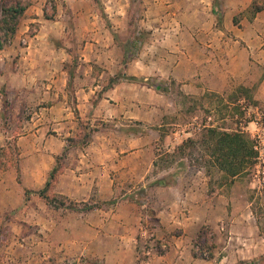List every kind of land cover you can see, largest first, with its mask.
Returning <instances> with one entry per match:
<instances>
[{"label": "rangeland", "instance_id": "374dc122", "mask_svg": "<svg viewBox=\"0 0 264 264\" xmlns=\"http://www.w3.org/2000/svg\"><path fill=\"white\" fill-rule=\"evenodd\" d=\"M23 1L28 7L45 3L46 17L53 21L58 18L59 27L48 23L43 34L53 37L44 45H36L38 52L50 57L46 64L30 61L34 66L29 69L41 66L37 88L22 94H15L10 87L0 88L5 102L0 114L9 118L1 119L0 126L13 135L7 141L38 129L39 136L52 140L48 142L54 146L57 138L64 139V150L50 159L36 152L33 145L38 140L30 136L31 163L45 167L51 164L53 169L56 157L61 156V175L71 170L74 175L83 174L84 179L95 178L98 185L94 182L88 199L93 204L107 201L105 208L114 207L109 203L114 197L142 201L148 215L142 226L146 232L142 258L148 257L149 248L166 250L164 239L156 235L160 228L156 209L166 208L171 198H181L183 212L200 227L193 241L196 253L210 257L217 252L215 262L230 254L233 259L238 255L246 258L236 264H264V99L257 105L229 101L239 85L252 88L256 98L264 77V56L255 51L264 47V28L260 24L250 28L254 20L250 13L240 16L238 25L233 21L226 25V13L233 14L234 19L250 0H218L224 12L222 23L213 13L214 0ZM35 14L29 8L19 19L16 46H28L41 30L43 23L39 21L26 23ZM256 20L259 22L260 17ZM16 34L4 46L5 51L12 48ZM251 39L252 51L247 43ZM19 57H11L12 66ZM198 66H202V73L196 75ZM16 79L12 80L14 84ZM160 82H167L170 92L158 90L156 84ZM190 86L201 90L192 92ZM52 97L66 102L60 112H68V116H49ZM163 125L168 129L164 141L157 130ZM211 125L231 131L240 128L259 145L255 167L231 184L222 183L220 170L214 168L209 175L198 164L200 149H188L183 156L162 160L163 152L172 153L189 137L200 138L204 128ZM71 137L74 141L69 142ZM131 150H136V155L127 160L123 154ZM161 178L167 185L158 183ZM102 183L114 185L112 199H101ZM60 189L57 185L52 192L62 194ZM26 195L31 198V191ZM65 198L67 204L83 201L68 195ZM245 211L249 218H236ZM26 226L28 234L36 232L35 225ZM173 232L180 233V228ZM228 241L231 245L224 249ZM78 261L103 264L86 257Z\"/></svg>", "mask_w": 264, "mask_h": 264}, {"label": "crops", "instance_id": "0c3cea01", "mask_svg": "<svg viewBox=\"0 0 264 264\" xmlns=\"http://www.w3.org/2000/svg\"><path fill=\"white\" fill-rule=\"evenodd\" d=\"M252 1L250 0L245 7H241L239 10L246 9ZM29 8L31 11H36V16H30L26 23L27 21L43 23L40 25L39 33L32 37L28 46L18 44L19 47L16 44L19 41L20 33H17L9 51H5L4 47L0 49V88L6 86L9 89L10 87L15 94L30 92L37 88V84L40 82L38 76L41 73V66L29 69V66L32 65L30 61L32 63L35 60L40 63L47 62L50 57H46L43 52H38L36 45L42 43L44 45L49 41L48 39L53 37L54 34L52 36L51 34H43L48 23H52L53 27L54 25L59 27L58 18L53 21L46 17L45 3L36 2ZM259 17L260 21L258 22L256 19ZM225 18L226 25H228L233 21V14L226 13ZM256 24H260L261 28H264V10L256 15V18L250 23V28ZM247 43L252 51V39ZM33 46L35 47L33 48ZM49 46L51 47V45ZM14 49L17 51L13 52ZM255 51L264 56V47L260 51ZM18 55L20 60L18 59L17 64L12 66L11 57L17 58ZM201 70L202 66L196 67V75L201 74ZM14 77H17L16 84L12 82ZM36 77L37 80H34ZM53 82L55 83V80ZM51 86L49 85L48 88ZM186 86L189 85L186 84ZM190 87L192 92L201 90L197 86ZM1 98L0 92V113L5 105ZM52 98L53 102L48 107L51 112L49 116L51 115L54 119L55 117L62 116L61 118H64L68 116V112L63 114L60 112V107L66 106V102L59 97ZM256 99H264V77L258 86ZM42 115L45 116V114ZM7 118L3 112L0 114V120ZM39 131L38 129L32 134H20L15 137L21 151L20 171L18 172L15 167L6 171L0 170V264H73L74 261L83 257L94 258L103 264H225L228 261L229 264H236L239 259H246L240 255L233 259V256L229 254L221 256L215 262L217 252H213L211 258L194 256L193 241L198 236L200 227L198 222L196 223L192 217L183 212L181 198H171L168 200L166 208L156 209L160 223L156 235L157 238L164 239L163 246L166 250L159 252L155 248H149L147 258L140 256L146 235L142 227L143 221L144 218L148 217L144 211V204L140 206L127 198H119L113 204L114 207L105 208L102 206L87 212L60 211L50 208L42 201L36 191L45 186L52 167L51 164L45 167L41 164L31 163L29 140L30 136L36 137L38 142L33 145L36 147V152L50 159L55 158L64 150L65 141L57 138L56 146H54L48 142L52 140L39 136ZM12 138L13 135L10 131L2 129L0 126V147H4L8 142L7 140ZM132 155L133 157L136 155V150L123 154V157L129 160ZM67 179L68 183L66 182ZM94 182L95 178L92 180L84 179L83 174L74 175L70 170L69 173H63L60 176L58 187L61 188L60 193L62 194L88 201ZM102 184L103 188L99 190L101 191V199L104 201L112 199L115 193L114 185ZM27 190L31 191L32 195L28 199ZM29 205H32L31 209H28ZM233 214L236 215L237 213ZM238 214L236 216L238 219L249 218L246 211ZM26 224L27 228L35 225L36 232L29 234L25 232L24 226ZM176 227L180 228L179 234L173 232ZM34 234L35 240L32 241L31 237ZM231 238L233 237L229 236V239ZM230 245L231 242L228 241L223 248L228 249ZM215 249L217 250V247ZM231 260L232 262H230ZM77 264H81V262L78 261Z\"/></svg>", "mask_w": 264, "mask_h": 264}, {"label": "trees", "instance_id": "16d2710c", "mask_svg": "<svg viewBox=\"0 0 264 264\" xmlns=\"http://www.w3.org/2000/svg\"><path fill=\"white\" fill-rule=\"evenodd\" d=\"M0 4V31H2L3 36H0V49H2L9 40H11L17 32V27L19 19L26 12L28 8V3L23 0H1ZM213 13L217 16L218 22H223L224 12L221 9L218 0H214ZM264 10V0H253L251 4L241 12L240 15L234 16L233 22L235 25L240 23V16H245V14L250 13V19L253 20L256 15ZM137 45H139V40L137 39ZM126 49V48H125ZM125 51V50H124ZM127 51V50H126ZM126 59L129 57V51L124 55ZM133 77V76H132ZM156 88L163 93L170 92V87L167 82H160L156 84ZM188 94H185V97H188ZM230 102L236 104V102L243 101L246 104H258V100L253 94V89L245 86H237L233 92L230 94ZM222 102L225 101L224 98L220 99ZM166 126L157 128L160 132V140L164 141L165 136L168 134V129ZM68 141H74V139L68 138ZM71 145V143H70ZM255 140L242 129L237 130H228L219 126H208L204 128V131L201 133L200 138L195 139L192 137L184 140L175 150L171 153L168 151L161 154L163 156L162 160H168L172 155L183 156L187 153L188 149L192 150H201L202 154L197 158L198 164L204 166L209 175L212 174L215 169L220 170L223 175L222 183L231 184L234 179L241 176L255 167L258 157L259 150L255 148ZM67 148L64 151V156L66 154ZM21 151L19 146L16 143V140L9 141L4 147H0V170L6 171L10 168H17L18 172L20 171V159ZM56 165L49 173L48 180L45 186L36 191L39 197L47 204L54 206L55 208L66 207L70 210L77 212H87L95 208H100L104 204H108L105 201L103 204H93L91 201L86 202H70L67 204L65 202V195L53 193L56 186L59 183L61 171L63 168V159L61 156L56 157ZM157 165V162L154 163ZM158 183L162 186L167 185L165 178L158 180ZM29 191H26V194ZM62 197V198H59ZM121 197H115L112 200H109V203H116L117 200ZM61 199V200H60ZM132 201L136 202L138 205H143V202L135 198H130ZM79 205H82L81 208H78ZM152 211H149V213ZM154 217L156 216L155 212H152ZM179 234V233H178ZM214 247V245L212 246ZM161 252V251H160ZM194 256H201L194 251ZM213 257L210 256V258Z\"/></svg>", "mask_w": 264, "mask_h": 264}, {"label": "built area", "instance_id": "2783aa9c", "mask_svg": "<svg viewBox=\"0 0 264 264\" xmlns=\"http://www.w3.org/2000/svg\"><path fill=\"white\" fill-rule=\"evenodd\" d=\"M255 148L257 149V150H259V152H260V148H259V145H255ZM261 154V153H260Z\"/></svg>", "mask_w": 264, "mask_h": 264}]
</instances>
